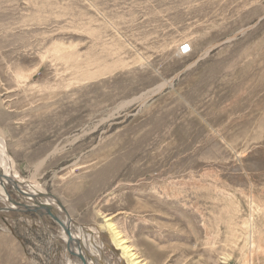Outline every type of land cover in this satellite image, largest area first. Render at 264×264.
Instances as JSON below:
<instances>
[{"label": "rangeland", "instance_id": "1", "mask_svg": "<svg viewBox=\"0 0 264 264\" xmlns=\"http://www.w3.org/2000/svg\"><path fill=\"white\" fill-rule=\"evenodd\" d=\"M0 140L99 263L264 264V0H0ZM6 207L0 264H77Z\"/></svg>", "mask_w": 264, "mask_h": 264}, {"label": "bare ground", "instance_id": "2", "mask_svg": "<svg viewBox=\"0 0 264 264\" xmlns=\"http://www.w3.org/2000/svg\"><path fill=\"white\" fill-rule=\"evenodd\" d=\"M4 152H5V150H4V146H3V143H2V141L0 140V166L3 168V175H0V176H3V178H0V199L2 200V201H4L5 200V205L7 206L6 207V209L7 210H13L14 209V207L15 206H13L11 203H9V198H11L10 197V195L5 191V189H4V186H3V179L5 180V181H7V183L9 184V185H11V189H12V192L13 193H15L16 195H18V197L19 196H21V195H19L17 192V190L19 189V190H21L20 192H25V194L26 195H38V194H41V192H42V190H39V189H33V191H25V189H22L21 187H24V184H14L15 182H17V181H14L13 180V178L12 177H14V176H12L11 177V164H10V162L7 160V158H6V156L4 155ZM15 178V177H14ZM26 186V185H25ZM29 187V186H28ZM27 187V188H28ZM28 196H25V197H22L21 198V201H22V203L23 204H25V205H28L29 207L31 206H33V201L28 197ZM52 197V196H51ZM53 198L54 197H52V200H53ZM4 199V200H3ZM55 199V198H54ZM55 200H57V199H55ZM53 202V201H52ZM15 209H16V207H15ZM20 209V208H19ZM64 209V208H63ZM3 211V210H2ZM64 211H66V210H64ZM64 211H62V210H58V213H60V214H62L63 215V218H61V221H62V223H63V226H64V228H66V230L67 231H65V230H61L60 228V230L64 233L61 237H62V240H65V242L67 243V245H68V247H70L71 248V250H72V252H73V258L75 259V262L77 263V264H105V262H100L99 263V260L98 259H100L99 257H98V255H99V253H101V250H100V248L97 246V244H96V241H95V233H93L91 230H84L83 228H80V227H78V235L79 236H77L80 240H81V244H80V247H81V253L80 252H78V250H77V247H76V245H75V243L74 242H76L75 240H76V236L74 235V234H70V231L71 232H73V228H72V225L74 224L73 222H71V219H70V217L69 216H67V214L66 215H64L65 214V212ZM67 213V212H66ZM40 218H42L43 220H44V217L42 216V217H40ZM42 220V221H43ZM80 229V230H79ZM68 234H70V236H68L67 235V233ZM86 232H89L90 234L88 235ZM115 234V237L117 238V239H119L118 237H119V235L118 234H116V233H114ZM67 240V241H66ZM67 247V248H68ZM89 251H90V253H91V255H90V253H89ZM123 251H124V253H125V255H128L129 257H130V259H131V261H132V263L133 264H142V262H139L138 260H136L137 258L134 256V254L133 253H131L130 251H129V248H127V247H124L123 248ZM79 253L81 254V256H82V259H83V263H81L80 262V256H79ZM137 256V255H136ZM96 257H98V258H96ZM128 257V258H129ZM77 260H78V262H77ZM101 261H102V259H101ZM104 261V260H103ZM131 263V262H130Z\"/></svg>", "mask_w": 264, "mask_h": 264}, {"label": "water", "instance_id": "3", "mask_svg": "<svg viewBox=\"0 0 264 264\" xmlns=\"http://www.w3.org/2000/svg\"><path fill=\"white\" fill-rule=\"evenodd\" d=\"M243 32L244 31H241L240 33H238L234 37H237L238 35H240ZM0 175H2V174H0ZM0 178H3V176H0ZM17 193L19 195L23 196V197L28 196V195L25 194V192L23 193V192L18 191ZM28 197L33 201V206L32 207L31 206L29 207L28 205L16 202L15 200H13L11 198H9L8 201L13 206H15L17 208H20L24 212H33L35 214H38L39 217H42V216L46 217L47 216L52 221H54L61 230L63 229L65 231H67L66 228L63 227V223L61 221L62 216H61L60 213H58L59 209L62 210V211H64L65 209H63V206L59 203L58 200H55L54 198L52 200V197L49 194H47V193H42V194H38V195H31V196L29 195ZM38 199H41L43 202H40ZM46 200L53 201V202L52 203H45ZM12 211H14V209ZM64 212H65L64 215H66L67 214L66 211H64ZM71 233L73 234V232L70 231V234ZM70 234L67 233L68 236H70ZM75 241L76 242H74V243H75V245L77 247V250H78V252L81 253V247H80V243H79L78 239L75 240ZM67 247H68V245H67ZM68 249L69 248H67V250ZM80 253H79V256H80V259H81L80 262L83 263V259H82V256H81ZM74 261H75V259H74Z\"/></svg>", "mask_w": 264, "mask_h": 264}, {"label": "built area", "instance_id": "4", "mask_svg": "<svg viewBox=\"0 0 264 264\" xmlns=\"http://www.w3.org/2000/svg\"><path fill=\"white\" fill-rule=\"evenodd\" d=\"M181 50H184V48H183V47H181Z\"/></svg>", "mask_w": 264, "mask_h": 264}]
</instances>
